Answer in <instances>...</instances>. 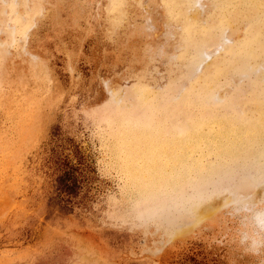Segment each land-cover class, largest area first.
I'll return each instance as SVG.
<instances>
[{
    "label": "rangeland",
    "instance_id": "obj_1",
    "mask_svg": "<svg viewBox=\"0 0 264 264\" xmlns=\"http://www.w3.org/2000/svg\"><path fill=\"white\" fill-rule=\"evenodd\" d=\"M251 93L264 0H0V264H264L250 160L210 173L184 217L199 160L168 133ZM63 158L82 174L69 209Z\"/></svg>",
    "mask_w": 264,
    "mask_h": 264
},
{
    "label": "bare ground",
    "instance_id": "obj_2",
    "mask_svg": "<svg viewBox=\"0 0 264 264\" xmlns=\"http://www.w3.org/2000/svg\"><path fill=\"white\" fill-rule=\"evenodd\" d=\"M207 79L210 80L208 75L205 77V80ZM248 101V105L250 107L249 111H241L242 113L230 111L227 112L226 115H222L223 109H219V111L213 114H210L206 111V115L201 113V115H199L200 117L196 120L192 127L190 125L186 126V121L184 122L185 127L182 128L177 126L176 129L180 133H176L174 127L170 128L174 130L173 133H170L172 131L168 129L170 131L168 132L169 137H172V142L173 140L176 141L174 144H185L186 148L184 150V154L196 155L197 153L198 156L194 155V158L201 161L196 162L193 168H190V166L188 167L189 174L195 173L198 174L199 177H192L190 178V181L186 180L192 188L189 190L184 188L182 189L181 194L185 196V203L187 202L186 205L184 203L182 206V208H184L182 210L184 213L182 216L185 217V214L190 211V204L188 202L190 201L191 203L190 195L192 194V191L200 190L202 186L208 181H206L205 178L210 176V173H215V170L218 169L219 166L221 167L224 162H227V159L229 158L236 160L238 157L239 160H241L239 161V164L241 162L242 165H240L239 170L244 167L243 165L245 161L248 162V160H250L249 162L252 163V165L247 170H244V172L241 170L243 173L240 174L242 175L239 174L242 180L248 181L250 183L244 186L247 190L264 181V101L252 93L249 95ZM194 109H196V106ZM175 153L176 152H174V155ZM171 161L172 160H170V162ZM171 175H173V173L169 174L168 176ZM258 177H261V179L257 180L253 184L254 179ZM175 180H177V178H175ZM227 184L226 187H228ZM263 189L264 186L262 187V190ZM220 190L221 187L219 189L216 188L210 194L213 192L221 193L222 191ZM211 207L212 206L210 204H207L203 207L204 210L202 209V213L205 210H210L209 208Z\"/></svg>",
    "mask_w": 264,
    "mask_h": 264
},
{
    "label": "trees",
    "instance_id": "obj_3",
    "mask_svg": "<svg viewBox=\"0 0 264 264\" xmlns=\"http://www.w3.org/2000/svg\"><path fill=\"white\" fill-rule=\"evenodd\" d=\"M59 165L61 172L55 178L56 198L60 205L67 208L72 204L73 197L81 188L82 174L78 165L72 164L64 158L61 159Z\"/></svg>",
    "mask_w": 264,
    "mask_h": 264
}]
</instances>
